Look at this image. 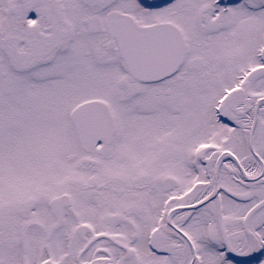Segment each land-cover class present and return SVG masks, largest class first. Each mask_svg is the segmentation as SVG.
Here are the masks:
<instances>
[{"label": "snow or ice", "instance_id": "6c2138e0", "mask_svg": "<svg viewBox=\"0 0 264 264\" xmlns=\"http://www.w3.org/2000/svg\"><path fill=\"white\" fill-rule=\"evenodd\" d=\"M0 264H264V0H0Z\"/></svg>", "mask_w": 264, "mask_h": 264}]
</instances>
